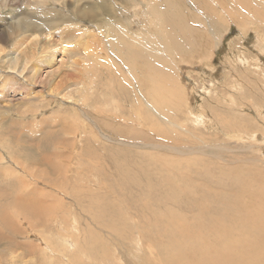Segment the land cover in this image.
Segmentation results:
<instances>
[{
  "label": "rangeland",
  "instance_id": "obj_1",
  "mask_svg": "<svg viewBox=\"0 0 264 264\" xmlns=\"http://www.w3.org/2000/svg\"><path fill=\"white\" fill-rule=\"evenodd\" d=\"M9 1L0 2V6ZM89 1H97L102 10L93 23L102 28L99 34L91 23L81 25L70 19L66 27H60L67 31L63 39L57 37L59 29H49L18 32L0 40V197L21 193L28 184L37 189V200L30 203L34 208L32 211L30 206V213L24 215L25 222L22 215L12 214L14 220L9 219L12 225L7 228L0 220V237L5 233L6 238L0 239V264H22L28 259L31 264H167V257L166 261L159 258L163 252L154 244L161 223L185 221L189 227L186 219L200 215L210 233L219 225L233 235L245 234V241L241 238L229 243L224 232L214 236L217 243L199 237L208 246L204 250L224 253L229 264H242L245 258L240 254L257 256L255 264H264V247L260 244V239L264 240V0H213L215 6L210 0H201L210 4L215 14L207 12L208 5L197 8L179 0L193 11L197 9L202 24L199 19L191 23L197 35L180 46L179 55L174 47H169L170 53L164 48L160 51L162 58L167 56V64H173L170 72L165 71L168 77L162 78L163 86L173 88V97L163 87L158 88L162 90L161 95L158 92V115L149 105L137 114L140 99L135 100L133 83L126 78L129 71L116 70L115 57L107 53V48L111 50L114 45L106 46L108 41L119 45L121 36L131 39L149 29L144 6L140 0ZM77 2H65L70 4L64 8L68 17L71 11H77ZM131 4L141 8H131ZM32 13L33 9L20 0L15 5L6 4L0 7L1 27L7 26L4 22H17L18 17ZM111 13L115 15L113 20L109 18ZM172 13L167 15L170 21L181 16L180 12L174 14L176 17ZM127 21L134 27L123 28L121 24ZM105 22L110 23L106 24L109 28ZM152 29L159 32L156 27ZM89 30L93 34H88ZM114 31L119 35H113ZM145 31L147 40L151 32ZM34 36L37 38L31 41ZM49 39L55 40L54 45L45 49ZM30 45L35 54L30 52ZM64 46L69 49L59 53ZM85 49L92 52L85 56ZM94 51L104 58L93 56ZM23 52L26 57L21 56ZM17 54L21 60L13 72L7 67ZM74 60L73 65L70 61ZM127 62L130 66L131 61ZM22 69L25 72L20 76ZM33 70L34 78H28ZM141 73L136 72V77L141 76L146 85L143 90L154 98L155 87L150 82L147 85L146 74ZM75 88L82 92L73 93L74 100H67L64 96ZM23 110L28 113L22 114ZM236 176L250 192L251 231H246V225L242 227L243 219L235 224L238 217L233 197L239 181L230 183ZM15 177L17 180H12ZM27 229L33 231L26 235ZM253 244L256 250H243ZM229 247L239 249V254L228 253ZM21 253L26 257L17 261Z\"/></svg>",
  "mask_w": 264,
  "mask_h": 264
},
{
  "label": "bare ground",
  "instance_id": "obj_2",
  "mask_svg": "<svg viewBox=\"0 0 264 264\" xmlns=\"http://www.w3.org/2000/svg\"><path fill=\"white\" fill-rule=\"evenodd\" d=\"M3 1V0H2ZM0 0V2H2ZM4 1H8V0H4ZM3 1V2H4ZM11 1V2H10ZM8 3L6 2L5 5L0 6V7H6L10 6V3H12V5L16 4V0H10ZM22 1V3L27 7H31L33 9V13L28 15V16H22V17H18L20 18V20H18L17 22H4L7 24V26H3L1 27L0 24V40H3L4 38L10 39L12 38V35L20 32L22 33H27V32H41V31H48L49 29H56V31L59 32L57 33L58 36L60 37V39H63L65 37V34L67 33V31L65 29L60 30L61 25H65L64 27H66V22L70 19H72L73 22H77V20L79 22V24L82 25V23H91L92 24V28H94V30H97L96 34H99L102 31L101 27H96L97 25L93 24L96 23L95 21L97 20L96 18H98L99 14L101 13V8L100 5L98 4L97 1H92V2H88V0H75L78 1L76 6H78L77 11H71L69 13L70 17H68V14H66L65 12H67L64 8L68 7L70 4L65 3L67 0H20ZM53 1H57L56 3H53ZM71 1V0H70ZM143 1H145V4H143ZM183 1V0H181ZM179 0H140V4H142L144 6V8L142 9L145 13V17L147 18L148 22L150 23L149 29H145V30H150V38L146 40V31L143 29L141 31V35L139 33V35L135 36L134 38L131 37V39L128 36H121L119 38V45L118 43L113 44L112 41H108L106 42V46H113L112 49H108L107 48V53L110 56L115 57L116 61H114V63L117 65L116 70H118L119 72L121 71H125L124 69L127 68L129 71V73L126 75V78L128 81H132V87L133 90L135 91L136 94V98L135 100L138 101L140 99V102L138 104V108H140V110H136L138 115H141V111L144 110L146 111V105H149L150 107H152V111L154 113H156L158 115V112L161 113V109H159L158 106V92L161 95V92L158 91L159 87H163L166 91H168V93L170 94L169 97H173V88H169L168 86L165 87L163 86V82H162V78L166 75V72H170V68L173 65L167 64V56L164 58H162V56L160 55V51L163 50V48L165 50H167L169 52V47H174L176 49V52L178 49H180V46L182 44H188L191 40L195 39V35H197L195 28H193L191 26L192 22H197L198 19L200 21V23L202 24V21L200 20V14H198L197 9H195L193 11V9L191 8V6H186L184 3L185 1H187L188 4H191L193 6H197L200 5V8H202V6L208 5L207 7V12L215 14L214 10L212 8L211 5L215 6V2H213V0H210V4H202L201 0H185L184 3L181 2ZM215 1V0H214ZM226 1V0H225ZM2 2V4H3ZM50 2H52L53 5H50ZM125 2V1H124ZM179 2L183 3L184 5H181ZM205 2V1H204ZM219 2H223L222 0ZM243 2V1H242ZM128 3V2H127ZM127 3L125 5H127ZM41 5V7H40ZM57 5H60L58 8ZM108 6V5H107ZM180 6V7H179ZM217 6V4H216ZM129 7H133V8H141V6H134V5H130ZM211 7V9H210ZM243 7V6H242ZM39 8V9H37ZM108 8V7H107ZM109 8H112L109 6ZM182 8V9H181ZM258 8V7H257ZM37 9V10H36ZM245 9V8H244ZM247 9V8H246ZM252 9V8H251ZM262 9V8H261ZM36 10V11H34ZM76 10V9H75ZM138 10V9H137ZM199 10V9H198ZM222 10V8H221ZM225 10V8H224ZM260 10V9H259ZM264 10V8L262 9ZM110 11V10H109ZM114 11V10H113ZM171 12H173L172 14H177L178 12H180L178 19L175 21H170L169 18L167 17L168 14H170ZM202 12V11H201ZM128 13H132V11L128 12ZM195 13L194 17L193 14ZM205 13V12H204ZM111 17H109L111 20L114 19V13H111ZM171 15V14H170ZM211 15V14H209ZM110 16V15H109ZM176 17V15H174ZM171 16V17H174ZM137 17V16H136ZM193 17V18H192ZM207 17V16H206ZM108 18V19H109ZM135 18V17H134ZM205 18V17H204ZM210 18V16H209ZM172 19V18H171ZM176 19V18H175ZM206 19V18H205ZM2 20V19H1ZM133 20V19H132ZM135 20V19H134ZM174 20V19H173ZM107 21V20H106ZM207 22V21H206ZM1 23V22H0ZM98 23V22H97ZM106 24H110L109 22H105ZM132 21H127L126 23H122L121 25L123 26V28L125 27H130L133 26L132 25ZM199 24V23H198ZM197 24V28L198 25ZM104 25V26H105ZM112 25V24H111ZM204 25V24H203ZM107 28H109V25H106ZM156 27L158 29L159 32L154 31L152 28ZM209 27V26H207ZM212 27V26H211ZM205 28V27H204ZM133 29V28H132ZM200 29V28H198ZM109 30V29H108ZM136 30V29H135ZM128 31V30H127ZM200 31V30H199ZM209 31V30H208ZM92 33L91 30L88 31V34ZM19 33V35H20ZM110 33V32H109ZM112 33V32H111ZM117 33V31L113 32V35H115ZM160 33V36H159ZM94 35L96 37H98L97 35ZM118 34V33H117ZM132 34V33H130ZM206 34V33H205ZM110 35V34H109ZM119 35V34H118ZM148 35V36H149ZM95 41H100L99 39H97L96 37H94ZM206 36V35H205ZM256 36V35H255ZM17 37V36H16ZM55 37V36H54ZM100 37V36H99ZM106 37V36H105ZM108 37V36H107ZM106 37V38H107ZM118 37V36H116ZM115 37V38H116ZM197 37V36H196ZM14 38V37H13ZM37 38V36L31 37V41H34ZM204 38V37H203ZM54 39V38H53ZM53 39H49L50 41H47L44 43L45 45V49H47L48 47L52 48V45H54V41ZM206 39V38H205ZM246 39V38H245ZM6 40V39H5ZM112 40V39H111ZM154 40V41H153ZM197 40V39H196ZM45 41V40H44ZM103 41V42H104ZM131 41V43H130ZM58 42V40H57ZM104 42V43H105ZM195 42V41H194ZM201 42V41H200ZM199 42V43H200ZM5 43V42H4ZM102 43V42H101ZM156 43V44H155ZM202 43V42H201ZM207 43V40H206ZM212 43V42H211ZM56 44V43H55ZM58 44V43H57ZM146 44L150 48L145 49ZM158 44V45H157ZM192 44V43H191ZM47 45V46H46ZM193 45V44H192ZM196 45V43H195ZM4 46V45H3ZM22 46V45H21ZM20 46V47H21ZM26 46V45H25ZM102 45H100L99 49H102L101 47ZM204 46V45H203ZM105 47V46H104ZM194 47V46H193ZM192 47V48H193ZM256 47V46H255ZM182 48H185L182 47ZM199 48V47H197ZM24 49V48H23ZM69 49L68 46H64L63 48L59 49V53L67 51ZM162 49V50H161ZM174 49V50H175ZM201 49V48H200ZM18 50V49H17ZM27 50V49H26ZM30 52H33L35 54V49L30 45L29 47ZM104 50V49H103ZM186 50V49H184ZM202 50V49H201ZM11 51V50H10ZM21 51V50H20ZM23 51V50H22ZM90 49H85L84 52L86 53L85 56L88 55V53H90ZM102 51V50H101ZM192 51V50H191ZM243 51V50H242ZM14 52V51H13ZM79 53V51H77ZM92 52V51H91ZM183 52V51H182ZM187 52V51H186ZM1 53V52H0ZM3 53V51H2ZM6 53V52H5ZM4 53V55H5ZM15 53H17V51L15 50ZM75 53V52H74ZM83 53V52H82ZM166 53V52H165ZM170 53V52H169ZM180 53V52H179ZM25 54H27L26 52H23L21 56H25ZM31 54V53H30ZM65 54V53H64ZM77 54V53H76ZM178 54V52H177ZM181 54V53H180ZM11 55V54H10ZM75 55V54H74ZM102 56V58H104V54H102L101 52H95L93 56ZM179 55V54H178ZM13 55H11L12 57ZM32 56V55H31ZM80 56V55H77ZM95 56V57H96ZM169 56V55H168ZM262 56V55H261ZM16 57V56H15ZM26 57V56H25ZM65 57V56H64ZM76 57V56H75ZM81 57V56H80ZM84 57V55H83ZM66 58V57H65ZM68 58V57H67ZM82 58V57H81ZM88 58V57H87ZM86 58V59H87ZM98 58V57H97ZM101 58V57H100ZM76 59V58H73ZM80 59V58H79ZM85 59V58H83ZM114 59V60H115ZM131 61L130 66H128V62L126 61ZM221 59V58H220ZM21 57L18 56L14 58L13 62L11 61V63H8V61L6 63H8V67H12L11 69L14 70L13 72H15V70L17 69L16 67L18 66V64L20 63ZM63 60V59H62ZM82 60V59H81ZM106 60V59H105ZM153 61H159V63H152ZM169 61V60H168ZM5 62V60H4ZM73 65H74V61H70ZM100 62V61H99ZM80 63V62H79ZM79 63H76L75 65L77 66ZM152 63V64H149ZM82 64V63H81ZM91 64V63H89ZM102 64V63H101ZM104 64V63H103ZM135 64L136 67H133ZM7 65V64H6ZM54 65V64H53ZM147 65V66H145ZM99 66V65H98ZM72 67V66H71ZM74 67V66H73ZM100 67V66H99ZM5 68V67H4ZM76 68V67H75ZM91 68V67H90ZM173 68V67H172ZM196 68V67H195ZM53 69V68H52ZM135 69V71L133 72V70ZM188 69V68H187ZM67 70V69H66ZM93 70V69H92ZM101 70V69H100ZM22 72L20 73L19 71V75L21 76L25 71L24 69L21 70ZM70 71V70H69ZM102 71V70H101ZM107 71V70H106ZM140 71V72H139ZM144 71V72H142ZM174 71V69H173ZM52 72V71H51ZM109 72V71H108ZM136 72L137 74L141 73V74H146L144 75L145 80L147 81V85L148 83H152V87H155L156 91L154 94V98L151 96L150 93H148L147 91L143 90V87L146 85L144 80L141 78V76L136 77ZM147 72V73H146ZM31 73V72H30ZM34 73L35 70H33L32 75H30L28 78H34ZM41 73V72H40ZM104 73V72H103ZM5 74V73H4ZM28 74V72H27ZM105 74V73H104ZM171 74V73H170ZM174 75H176L173 72ZM18 75V76H19ZM26 75V73H25ZM42 75V74H41ZM119 75V74H118ZM142 75V76H143ZM169 75V74H167ZM166 75V76H167ZM188 75V74H187ZM23 76V75H22ZM37 76V75H36ZM4 77V76H3ZM73 77V76H72ZM71 77V78H72ZM77 78V75H74V78ZM82 77V76H81ZM168 77V76H167ZM172 77V76H171ZM20 78V77H19ZM73 78V79H74ZM173 78V77H172ZM26 79V78H25ZM79 79V78H78ZM121 79V76H120ZM205 79V78H204ZM3 80V78H2ZM5 81V80H4ZM8 81V80H6ZM16 81V80H15ZM52 81V80H51ZM81 81V80H80ZM164 81V80H163ZM165 83H168L167 80H165ZM169 81V80H168ZM173 81V80H172ZM170 80V82H172ZM4 83V82H3ZM6 83V82H5ZM14 83V82H11ZM77 84L79 83L78 81L76 82ZM75 83V84H76ZM175 83V82H174ZM173 83V86L175 85ZM74 84V83H73ZM74 84V85H75ZM170 84V83H169ZM177 84V83H176ZM27 85V84H26ZM40 85V84H39ZM157 85V86H156ZM8 86L5 84V87ZM73 86V85H72ZM77 86V85H76ZM79 86V85H78ZM81 86V85H80ZM91 86V85H90ZM89 86V88H91ZM93 86V84H92ZM176 86V85H175ZM174 86V87H175ZM214 86V85H213ZM217 86V85H216ZM215 86V87H216ZM3 87V86H0ZM13 87V86H12ZM69 87V86H68ZM123 87V86H122ZM74 88V87H73ZM93 88H95L93 86ZM1 89V88H0ZM10 89V88H9ZM162 89V88H161ZM176 89V88H175ZM174 89V91H175ZM225 89V88H224ZM69 90V89H68ZM73 90V89H72ZM131 90V89H130ZM129 90V91H130ZM11 91V89H10ZM19 91V90H17ZM24 91V89H23ZM58 91V90H57ZM90 91V90H89ZM92 91H95L92 89ZM164 91V90H163ZM16 91H13L11 93H15ZM36 92V91H35ZM70 94L65 95L64 97H67V100H74V94L73 93H77L79 94L80 89L79 88H75L74 91L70 90ZM179 92V91H178ZM5 93V92H4ZM25 93V92H24ZM134 93V92H133ZM148 93V94H147ZM165 93V92H164ZM163 93V96H165ZM176 93V92H175ZM184 93V92H183ZM21 94V93H20ZM92 94V93H91ZM104 94V93H103ZM102 94V95H103ZM5 95V94H4ZM23 95V94H22ZM30 95V94H28ZM42 95V94H41ZM81 95V94H80ZM110 95V94H109ZM19 96V95H18ZM34 96V95H33ZM112 96V95H111ZM118 96V95H117ZM122 96V95H121ZM120 96V97H121ZM177 96V95H176ZM180 96V95H179ZM21 97V96H20ZM35 97V96H34ZM47 97V96H46ZM86 97V96H85ZM115 97V96H114ZM168 97V96H167ZM166 97V98H167ZM123 98H126L125 96ZM179 98V97H178ZM222 98V97H221ZM220 98V99H221ZM21 99V98H20ZM42 99V98H41ZM52 99V97H51ZM77 99H79L77 97ZM113 99V98H112ZM115 99V98H114ZM119 99V98H118ZM117 99V100H118ZM215 99V98H214ZM224 99V97L222 98ZM2 100V99H1ZM5 100V98H4ZM7 100V99H6ZM123 100V99H122ZM172 100V99H171ZM55 101V100H54ZM113 101V100H112ZM111 101V102H112ZM116 101V100H115ZM7 102V101H6ZM50 102V101H49ZM167 102V100L165 101ZM176 102V101H175ZM224 102V101H223ZM24 103V102H23ZM27 103V102H25ZM24 103V105H25ZM46 103V102H45ZM76 103V102H75ZM113 103V102H112ZM72 104V102H71ZM74 104V103H73ZM167 104V103H166ZM220 104V103H219ZM222 104V103H221ZM220 104V105H221ZM218 105V104H216ZM18 106V105H17ZM30 106V105H29ZM28 106V107H29ZM107 106V105H106ZM109 106V104H108ZM219 106V105H218ZM236 106V105H235ZM10 107V106H9ZM15 107V106H14ZM25 108L26 111L30 110ZM62 107V106H61ZM217 107V106H215ZM60 108V107H59ZM169 108V107H168ZM171 108V107H170ZM239 108V107H238ZM236 108V109H238ZM16 109V108H15ZM18 109V108H17ZM16 109V110H17ZM35 109V108H34ZM57 109V108H56ZM13 110V109H12ZM19 111V110H17ZM26 111H22V114ZM33 111V110H31ZM221 112V110H220ZM11 113V112H10ZM28 112H26L27 114ZM38 113V112H37ZM237 113V112H236ZM31 114V112H30ZM2 115V114H1ZM8 115V114H7ZM5 115V116H7ZM33 115V114H31ZM36 115V114H35ZM85 115V114H84ZM27 116V115H26ZM90 116V115H89ZM160 116V115H159ZM163 116V115H162ZM161 116V117H162ZM229 116V115H228ZM230 117V116H229ZM2 118V117H1ZM19 118V117H18ZM32 118V117H31ZM35 118V117H33ZM86 118V117H85ZM142 118V117H141ZM225 118V117H224ZM233 119L235 118V116L232 117ZM91 119V118H90ZM228 119V118H227ZM230 120V118L228 119L229 122L233 121ZM37 120V119H36ZM93 120V119H92ZM90 121V120H89ZM226 122V120H224ZM16 122V121H15ZM32 123V122H31ZM92 123V121H91ZM97 123V122H96ZM209 123V122H208ZM14 124V123H13ZM18 124V122H17ZM16 124V126H17ZM51 124V123H50ZM94 124V123H92ZM32 125V124H31ZM34 125V124H33ZM41 125V123H40ZM95 125V124H94ZM224 125V124H223ZM229 125V124H228ZM20 126V125H18ZM29 126V125H28ZM49 126V125H47ZM96 126V125H95ZM99 126V125H98ZM14 127V126H13ZM30 127V126H29ZM227 127V126H225ZM18 128V127H17ZM12 129V128H11ZM21 129V126H20ZM19 129V130H20ZM26 129V128H25ZM42 129V126H41ZM15 130V129H14ZM35 130V128H34ZM40 130V129H39ZM44 130V129H43ZM12 131V130H11ZM23 131V130H22ZM15 132V131H12ZM26 132V131H25ZM181 132V131H180ZM11 133V132H10ZM19 133V132H18ZM2 134V133H1ZM13 134V133H12ZM24 134V133H23ZM100 134V133H99ZM102 136H105L104 134H102ZM2 137V136H1ZM107 137V136H106ZM176 137V136H175ZM26 138V137H25ZM233 138V136H232ZM107 139V138H106ZM226 139V138H225ZM224 139V140H225ZM25 140V139H24ZM107 141V140H106ZM201 141V140H199ZM133 142V141H132ZM138 142V141H137ZM203 143V142H202ZM201 143V144H202ZM241 143V142H240ZM34 144V143H33ZM197 144V143H196ZM204 144V143H203ZM228 144V143H227ZM173 145V144H172ZM156 146V145H155ZM200 146V145H199ZM213 147V146H212ZM169 148H173V147H169ZM192 148V147H191ZM174 149V148H173ZM193 149V148H192ZM191 149V150H192ZM208 149V148H207ZM264 149V148H263ZM185 150V149H184ZM204 150V149H203ZM148 151V150H147ZM163 151V150H162ZM188 151V150H187ZM194 151V150H193ZM202 151V150H199ZM204 153H206L205 151H203ZM212 152V151H211ZM201 153V152H200ZM215 153V152H213ZM198 154V153H197ZM257 154V153H256ZM190 155V154H189ZM208 155V154H207ZM178 156V155H177ZM222 156V155H220ZM219 156V157H220ZM184 157V156H183ZM217 157V156H216ZM7 160V159H6ZM9 161V160H8ZM18 162V161H17ZM12 163V162H11ZM10 163V164H11ZM19 166V168L21 167L20 163H17ZM14 166V165H13ZM2 167V166H0ZM22 168V167H21ZM12 169V168H11ZM3 170V169H2ZM14 170V169H13ZM13 172V171H12ZM239 172V171H238ZM1 174V173H0ZM6 174V173H4ZM3 174V175H4ZM145 174V173H144ZM237 174V173H236ZM16 175V174H14ZM241 175V174H240ZM239 175V177H240ZM146 176V175H145ZM25 178V177H24ZM146 178V177H145ZM15 178H12V180H15ZM17 180V179H16ZM20 180V179H19ZM25 180V179H24ZM27 180V179H26ZM146 180V179H145ZM231 183L230 185H233V182H237L239 181L238 176H236L235 178L231 179ZM24 182V181H23ZM28 182V181H27ZM38 182V181H37ZM18 183V181H17ZM146 183V182H144ZM143 183V184H144ZM151 183V182H150ZM11 184V183H10ZM24 184V183H23ZM28 184V183H26ZM243 182L240 180L239 181V186L238 189L236 191V195L233 197L234 200V205H235V209H236V216L238 217L235 220V224L238 225L239 222L243 219V226L246 225L247 226V230L246 231H251V229L249 228V225L253 223L252 221V214H253V210H252V203H251V198L249 196L250 192L245 190L243 187ZM32 185V184H31ZM144 186V185H143ZM143 189V188H142ZM140 189V190H142ZM35 190L32 186H30V184L28 185H24V191L21 193H14V195H11L12 197H10L8 194L4 193V195L2 197H0V220H2L5 227L9 228L10 224L9 223V219L14 220L12 216V214L15 217V214L17 215V217H20V215H22V219L24 220V222L26 221V218H24V215H28L29 212V208L30 206H32V211L34 206L31 205L30 203H34V201L37 200V198H35ZM139 190V191H140ZM145 191V190H144ZM143 191V192H144ZM162 193V191H159V193ZM38 193V192H37ZM142 194V192H141ZM41 195V194H38ZM162 195V194H160ZM170 196L173 195V192H171L169 194ZM141 196V195H140ZM5 198V201L3 202ZM162 198V196H161ZM39 200V199H38ZM133 200V199H132ZM246 200H248L246 202ZM39 205V204H38ZM16 206V208H15ZM39 207V206H37ZM14 208L17 209L14 211ZM8 209L9 212H6L5 210ZM24 209V213H22V210ZM40 209V208H38ZM71 209V208H70ZM42 212V211H41ZM35 213V212H34ZM39 213V211H38ZM37 213V214H38ZM40 214V213H39ZM42 215V214H41ZM31 216V215H30ZM174 219V216H171ZM170 217V218H171ZM166 218V217H165ZM184 218V217H183ZM188 218V217H187ZM56 219V218H55ZM139 219V218H137ZM148 219V217H147ZM152 219V218H151ZM150 219V221H151ZM185 219V218H184ZM190 220H187V224L189 227H187V225L184 222H178L176 223H161V226L157 229L156 231V235H154L156 237L154 244L157 246V248L163 252V255H161L159 258H161L163 261H166V257H167V264H229L224 260V256H226L224 253L219 252V253H212L209 250H204V249H208V246L205 244H202V242L200 240H198L199 237H207L208 240L210 242H214L217 243L216 239L214 236L221 234L222 232L227 234V239H226V243L229 242H236L238 240H240L241 238H244L245 241V234L244 232L241 233V237L237 236V235H233L231 233H228L226 230L223 231V228L220 227L219 225H216L213 230L214 232H209L208 230V224L207 222L203 219L202 215L197 216V217H189ZM208 219V218H207ZM230 219L234 222L233 218L230 217ZM45 220V219H44ZM180 220V219H179ZM146 221V220H145ZM167 221V220H166ZM170 221V222H172ZM178 221V220H177ZM13 222V221H11ZM144 222V221H143ZM148 222V220H147ZM16 223V222H15ZM149 223V222H148ZM18 224V223H17ZM169 224L172 226V228H168L166 225ZM1 225V224H0ZM15 226V225H14ZM30 228L32 227V225H28ZM2 229V228H1ZM15 229V228H14ZM32 229H27L26 231V235L31 233ZM33 231V230H32ZM217 231V232H216ZM9 232V231H8ZM1 233V231H0ZM117 233V232H116ZM5 234V233H4ZM3 234V235H4ZM21 234V233H20ZM1 234V241H6V238H4ZM18 235V234H17ZM131 235V234H130ZM147 235V234H146ZM58 236V235H57ZM258 238V239H256ZM254 239H256L257 241L260 239L259 237H256ZM43 239V238H42ZM255 241V240H254ZM256 241V242H257ZM142 242V241H141ZM9 243L12 244V241L9 240ZM40 244V243H39ZM260 244L262 247H264V240L260 239ZM29 248V254L32 252L31 251V247L28 246ZM258 247L256 244L253 245H248L246 247L243 248L247 249V250H256ZM27 252V251H26ZM228 253H230L233 256H236L239 254L240 250L237 248H231L229 247L227 250ZM28 254V255H29ZM26 256L21 253L20 256L17 258V261L23 260ZM241 258H245L244 262L242 264H255L258 260L257 256H249V255H245V254H240ZM60 258V257H59ZM31 259V258H30ZM63 259V258H62ZM156 259V258H155ZM27 260V259H26ZM14 262V260H13ZM154 262V261H153ZM161 262V260H160ZM264 263V261H263ZM22 264H31V261L28 259V261H23ZM162 264V263H161Z\"/></svg>",
  "mask_w": 264,
  "mask_h": 264
}]
</instances>
